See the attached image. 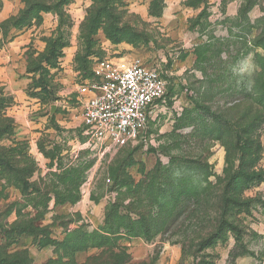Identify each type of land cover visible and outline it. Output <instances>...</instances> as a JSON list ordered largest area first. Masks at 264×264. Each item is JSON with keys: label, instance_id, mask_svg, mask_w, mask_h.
<instances>
[{"label": "rangeland", "instance_id": "rangeland-1", "mask_svg": "<svg viewBox=\"0 0 264 264\" xmlns=\"http://www.w3.org/2000/svg\"><path fill=\"white\" fill-rule=\"evenodd\" d=\"M34 2L0 0V49L26 43L0 83V264H264V0ZM104 59L166 83L107 149L78 95Z\"/></svg>", "mask_w": 264, "mask_h": 264}, {"label": "built area", "instance_id": "built-area-1", "mask_svg": "<svg viewBox=\"0 0 264 264\" xmlns=\"http://www.w3.org/2000/svg\"><path fill=\"white\" fill-rule=\"evenodd\" d=\"M166 92L158 69L140 60H98L90 78L78 87L83 97L82 124L89 140L104 147H123L141 138L154 104Z\"/></svg>", "mask_w": 264, "mask_h": 264}, {"label": "crops", "instance_id": "crops-1", "mask_svg": "<svg viewBox=\"0 0 264 264\" xmlns=\"http://www.w3.org/2000/svg\"><path fill=\"white\" fill-rule=\"evenodd\" d=\"M24 39V36H19L15 38L8 47L0 49V83L8 84V88L11 90H13V84H15V81H11V79L15 77L14 75H16V72H19V70L15 71L16 66L13 59L18 56L21 49L26 44ZM83 100L84 98L79 96L80 103Z\"/></svg>", "mask_w": 264, "mask_h": 264}, {"label": "trees", "instance_id": "trees-1", "mask_svg": "<svg viewBox=\"0 0 264 264\" xmlns=\"http://www.w3.org/2000/svg\"><path fill=\"white\" fill-rule=\"evenodd\" d=\"M34 1L35 0H32V3L27 7V9H29V10H27L26 13L31 12L32 9L34 8V6H38V4H36V2H34ZM45 8L48 9L47 6ZM191 171H194V170H191ZM157 175H158V170L156 172H154V171L151 172L149 175V179L147 181L148 184H145L146 183L145 182L144 184L141 183L140 185H145V187H148L150 183L154 182L157 179ZM138 217L140 219V216H138ZM122 218H120V219H122ZM112 219H113L112 216L108 214L106 222H105V226L110 225V227H111L110 231H112V233L105 232V233H107L106 235L100 236V242H99V245L97 246L98 248L99 247L113 248V246L111 245V242L113 241V238H115L114 235L118 234V232H117L118 229L116 227V230H115V226H114V223L112 222ZM110 221H111V223H110Z\"/></svg>", "mask_w": 264, "mask_h": 264}]
</instances>
